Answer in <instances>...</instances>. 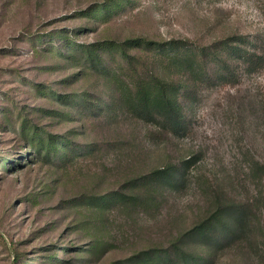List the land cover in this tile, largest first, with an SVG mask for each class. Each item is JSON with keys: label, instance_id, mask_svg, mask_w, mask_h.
Returning a JSON list of instances; mask_svg holds the SVG:
<instances>
[{"label": "rangeland", "instance_id": "rangeland-1", "mask_svg": "<svg viewBox=\"0 0 264 264\" xmlns=\"http://www.w3.org/2000/svg\"><path fill=\"white\" fill-rule=\"evenodd\" d=\"M110 2L122 7L86 16ZM237 35L264 57V0H0V264L140 261L240 202L254 205L247 233L227 235L217 253L188 247L209 264H264V178L255 174L264 165V63L248 69L228 47L230 68L212 64L204 83L174 72L187 123L177 137L121 102L126 83L167 78L160 51L136 53L133 68L106 61L105 74L75 67L63 49L138 38L222 49ZM85 93L93 109L77 105ZM41 131L66 139L68 155H39L31 140ZM173 166L185 178L180 191L144 186ZM136 184L147 205L103 208Z\"/></svg>", "mask_w": 264, "mask_h": 264}, {"label": "trees", "instance_id": "trees-1", "mask_svg": "<svg viewBox=\"0 0 264 264\" xmlns=\"http://www.w3.org/2000/svg\"><path fill=\"white\" fill-rule=\"evenodd\" d=\"M129 3L130 0H124ZM122 2H110L104 6L92 8L86 13L87 17H96L100 20L102 17H108L114 9H120ZM64 41L65 38L63 37ZM225 43V48L216 46L196 48L188 42L169 41L160 45L146 39H128L122 42L104 41L99 45H84L75 42H68L63 45L67 51L66 58L71 60L75 67H89L99 73H107L111 64L106 61H113L117 58L126 60L128 68H133V61L138 58V54L146 49L160 51L161 56L167 58V78H162L158 74H153L150 79L141 81L137 84L126 83L127 91L121 97L124 108L136 119L162 126L167 132L179 137L186 131V120L183 108L180 102L181 93L185 85H181L171 76L174 72L188 75L191 83L195 86L197 83H204L205 79L210 76L211 65L217 62L223 63L230 68L229 62L223 61L224 51L226 48L239 57V61L248 69L253 64L260 65L264 63V57L259 56L258 49L245 36L237 35L235 41ZM110 53V54H109ZM210 56L211 60H206ZM255 60L258 62L256 63ZM82 74L78 75L81 76ZM221 78L225 80L226 78ZM127 93V94H126ZM93 97L85 93L76 100L77 105L81 108L93 109ZM78 107V109H80ZM33 148L37 153L47 155L58 153L59 148H64L65 153H69V143L66 139L56 138L52 134L41 131L34 132L32 138ZM68 155V154H67ZM68 162V160L66 161ZM191 162H186L185 168ZM254 172V170H253ZM255 174H260L264 178V165L256 164ZM185 184V178L180 174L177 167H170L167 170L155 173L144 184L147 189L155 192L160 187L166 186L167 189L180 191ZM138 184L129 189L127 194H117L114 198H103V208L113 204L120 207L141 206L148 204L149 199H143L138 193ZM220 210L215 212L202 222L196 223L194 227L186 231L173 242L171 248L161 251H150L144 254L140 261L128 259L122 264H209V260L197 258L190 244L196 246H209L210 251L216 253L225 247L227 235H243L249 230L251 220L250 214L253 212V204H244L242 202L221 204ZM219 231H227L224 237ZM212 241L208 242L209 240Z\"/></svg>", "mask_w": 264, "mask_h": 264}]
</instances>
